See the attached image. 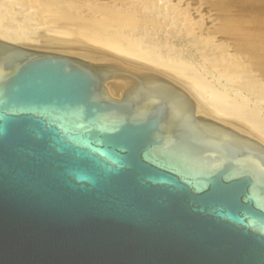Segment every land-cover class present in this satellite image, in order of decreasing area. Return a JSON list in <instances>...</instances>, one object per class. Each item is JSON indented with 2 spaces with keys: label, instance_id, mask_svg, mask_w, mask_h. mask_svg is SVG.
I'll return each mask as SVG.
<instances>
[{
  "label": "water",
  "instance_id": "95a60500",
  "mask_svg": "<svg viewBox=\"0 0 264 264\" xmlns=\"http://www.w3.org/2000/svg\"><path fill=\"white\" fill-rule=\"evenodd\" d=\"M0 264H264V145L161 73L0 40Z\"/></svg>",
  "mask_w": 264,
  "mask_h": 264
},
{
  "label": "rangeland",
  "instance_id": "374dc122",
  "mask_svg": "<svg viewBox=\"0 0 264 264\" xmlns=\"http://www.w3.org/2000/svg\"><path fill=\"white\" fill-rule=\"evenodd\" d=\"M13 1L0 0V25L24 30L35 50L97 64L117 63L136 71H155L184 85L193 82L206 96L211 94L231 110L232 117L227 120L231 126L252 134L251 137L264 138V0H143L146 3L142 12L155 24L135 28L126 35L154 63L151 59L114 56L115 53L84 41L63 25L49 28L40 25L33 19L32 10ZM74 1L76 8H84L86 0ZM91 2L106 3V0ZM235 63L240 64L241 70L237 71ZM169 68L181 72V79ZM109 89L113 96H119L120 88L111 85Z\"/></svg>",
  "mask_w": 264,
  "mask_h": 264
},
{
  "label": "bare ground",
  "instance_id": "6f19581e",
  "mask_svg": "<svg viewBox=\"0 0 264 264\" xmlns=\"http://www.w3.org/2000/svg\"><path fill=\"white\" fill-rule=\"evenodd\" d=\"M89 1L86 0L85 2H83L85 4H82V5H84V8L82 7L83 9L80 8L82 10H79L78 7L76 8V6H78V5H75L74 0H14L13 2H15L19 6L21 5L25 8H28V10L29 9L32 10L33 15H34L33 19L36 22H38L40 25L47 26L48 28L52 27V26H56L57 24H60L61 26L63 25L65 27H67L66 29L71 30L77 36L84 39V41H87V42L92 43V44H99L101 47L103 46L105 50L108 49L106 51L110 50L111 53H113V54L115 53L114 56L116 54H120V55H124L126 58L128 56L135 57L139 61L140 60L141 61H143V60L149 61L150 59L152 60V58L149 59L147 57L148 54L146 51L141 50L140 46L138 47L135 41L133 42V41L129 40L128 39L129 37H127V35H126V33L130 32L131 30L133 31V29H135V28L136 29L139 27H141V28L145 27L146 28L148 26L150 27V26H153L155 24V22L148 19V17H146V15H144V12H142V10L145 9L146 1H143V0H111L110 1V0H108V2H107V0H106V3H98V4L91 2V0H89ZM98 1L100 2L103 0H98ZM10 3H12V1ZM13 9H14V7H13ZM180 12H181V10H180ZM178 15H180V14H178ZM1 25H2V23H1ZM1 25H0V40L1 41L7 42L10 44H14L17 46L29 48L32 50L36 49L33 46H31V44L28 42V37H27L28 34L24 30L22 31L18 28H15V27H2ZM57 26H59V25H57ZM251 28H249V29H251ZM152 29H153V27H152ZM61 30H63V29H61ZM67 32L69 33L68 30H67ZM149 32H151V31H149ZM245 34H247V33H245ZM259 34L260 33H258V35ZM239 36H241V35H239ZM262 36H264V35L262 34ZM253 38H254V36H253ZM262 38L263 37L259 38L258 41H260V39L262 40ZM262 43H264V40ZM253 44L255 45L257 43L254 42ZM259 44H260V42H258L257 46ZM81 57H85V59L86 58H88V59L92 58V57H88V56H81ZM125 57H120V59L125 58ZM212 59H214V58H212ZM228 61L232 63V61H230L229 58H228ZM151 62L154 63V60H152ZM233 62H235V61L233 60ZM155 65H157V64H155ZM235 65H237V64L235 63ZM238 65H240V64H238ZM167 68H168V66H167ZM238 69L241 70V68H239V66L237 68V71H238ZM169 70H171V68H169ZM233 71H234V68H233ZM171 72H172V74H174L178 78L181 77V72H179L178 70H171ZM171 77H172V75H171ZM179 79H181V78H179ZM172 81H174V79H172ZM176 82H178V81L176 80ZM178 84L181 85L194 99V101L197 104V111L199 113L206 114V115L211 116V117H213L217 120H220L224 123H228L227 120L231 119V117H232L231 110L229 108H227L225 105H223L220 102V100L216 99L211 94L209 96H206L195 83L187 82L186 85H184V84H181V81H179ZM113 86L115 88L117 87V85H113ZM228 125H230V124L228 123ZM231 127H233L234 129L236 128L234 126H231ZM247 134L249 136L252 135L249 133H247ZM252 137L264 145V138H259L256 136H252Z\"/></svg>",
  "mask_w": 264,
  "mask_h": 264
}]
</instances>
